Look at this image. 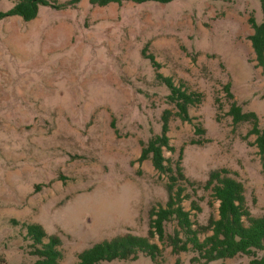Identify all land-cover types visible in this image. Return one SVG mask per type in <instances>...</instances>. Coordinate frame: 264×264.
<instances>
[{
    "label": "rangeland",
    "instance_id": "374dc122",
    "mask_svg": "<svg viewBox=\"0 0 264 264\" xmlns=\"http://www.w3.org/2000/svg\"><path fill=\"white\" fill-rule=\"evenodd\" d=\"M66 0H58L64 2ZM14 0H0L5 11ZM262 19L259 0H172L75 7L40 5L37 17L0 20V264H32L24 224H41L60 239L57 264H73L93 243L130 231L146 235L149 210L164 205L167 176L141 142L160 130L168 108L167 158H177L192 180L225 167L245 188L253 215L264 212V164L250 122L233 123L235 101L255 112L264 129V70L248 36L250 16ZM159 72L201 92L190 121L175 115ZM229 85L232 98L224 86ZM204 129L196 132V129ZM192 140L200 143L192 144ZM182 202L191 219L217 217L218 201L198 189ZM191 200L200 210L191 208ZM15 220V222L13 221ZM200 239L204 235L199 236ZM44 242L47 241L45 238ZM161 248L156 260L99 264H200L193 251ZM246 256L208 264H245Z\"/></svg>",
    "mask_w": 264,
    "mask_h": 264
},
{
    "label": "trees",
    "instance_id": "16d2710c",
    "mask_svg": "<svg viewBox=\"0 0 264 264\" xmlns=\"http://www.w3.org/2000/svg\"><path fill=\"white\" fill-rule=\"evenodd\" d=\"M80 0H14L13 5L0 10V20L9 16H20L22 21L28 22L37 17L40 5H49L57 9L75 7ZM91 6H105L109 3L122 4L126 1L144 3L155 1L160 3L172 0H88ZM262 19L257 22L254 16L248 18L252 33L248 36L255 60L264 70V0H259ZM151 62L155 78L164 84L168 90L166 99L176 109L175 115L183 121H190L189 107L200 104L202 93L188 91L184 84H174L170 76H164L159 69L160 63L150 53H144ZM226 93L232 98L229 85L224 86ZM227 114L232 117L233 123L250 122L252 128L249 133L256 134L255 145L258 148L264 164V129L258 125L255 112L243 111L235 101L230 103ZM173 115L168 108L163 109L160 115V130L141 142V152L138 161L149 159L156 171L167 176L165 184L167 199L164 205L152 206L149 210L146 235H136L127 231L110 239L93 243L91 246L78 252L73 264H99L112 260H135L139 253L153 260L160 255L161 248L152 239L157 237L162 243L171 247L174 254L193 251L192 261H201L208 264L214 260L224 261L236 255L246 256L245 264H264V212L253 215L247 205L243 182L228 168L211 169L204 180H192L184 172L181 163L182 148L177 158H167L165 150H173L169 143V120ZM204 129L197 128L196 132ZM192 144L200 143L192 140ZM188 186L196 193L198 189L210 191L218 201L217 217L209 214L204 223L197 224L191 219L190 210H186L182 202L190 198L186 192ZM191 208L200 210V207L191 200ZM15 222V220H13ZM25 236L30 240V253L36 258L32 264H57L61 258L58 249L60 239L57 235H48L41 224H24ZM200 235H204L200 239ZM47 239L44 242V239ZM173 264H182L176 259ZM223 264H225L223 262Z\"/></svg>",
    "mask_w": 264,
    "mask_h": 264
},
{
    "label": "crops",
    "instance_id": "0c3cea01",
    "mask_svg": "<svg viewBox=\"0 0 264 264\" xmlns=\"http://www.w3.org/2000/svg\"><path fill=\"white\" fill-rule=\"evenodd\" d=\"M14 16H17V15H14ZM21 18V17H20Z\"/></svg>",
    "mask_w": 264,
    "mask_h": 264
}]
</instances>
